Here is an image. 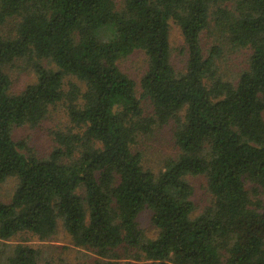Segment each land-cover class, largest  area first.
I'll list each match as a JSON object with an SVG mask.
<instances>
[{
	"label": "trees",
	"instance_id": "1",
	"mask_svg": "<svg viewBox=\"0 0 264 264\" xmlns=\"http://www.w3.org/2000/svg\"><path fill=\"white\" fill-rule=\"evenodd\" d=\"M211 23L221 43L205 51ZM226 46L249 50L234 77L218 64ZM137 50L148 56L139 88L121 66ZM21 58L36 78L15 92L7 68ZM60 102L75 129L57 131L49 155L14 138ZM166 124L179 152L154 170L140 138ZM189 175L207 177L201 211ZM10 177L5 243L62 233L97 256L55 261L40 243H18L6 264H264V0H0V182ZM145 209L156 236L140 226Z\"/></svg>",
	"mask_w": 264,
	"mask_h": 264
},
{
	"label": "rangeland",
	"instance_id": "2",
	"mask_svg": "<svg viewBox=\"0 0 264 264\" xmlns=\"http://www.w3.org/2000/svg\"><path fill=\"white\" fill-rule=\"evenodd\" d=\"M170 42L172 47V61L178 68H183L187 59V49L185 47L184 37L180 26L171 21L170 23ZM13 28V21H10L3 29L9 32ZM202 43L205 51L214 44H220L221 40L218 36L214 23H211L202 33ZM218 64L224 74L228 77H234L243 67L247 65L249 50H236L226 46ZM122 69L126 71L137 82L138 88L140 81L148 66V56L142 50L135 51L132 55L125 58L121 62ZM7 72L12 79V91L18 92L25 88L29 83L35 81L36 74L33 62L26 58L15 60L7 68ZM68 87V86H66ZM139 95V92H138ZM147 109H150L148 102L144 103ZM73 127L66 105L60 102L54 106L48 117L39 125H22L14 128V138L16 140L24 139L34 151L40 156L49 155L54 147L58 145L56 140L57 131H66ZM75 126L73 127V130ZM139 147L144 153V163L148 167L159 170L164 167L165 161L170 157H176L179 148L175 142L172 124L163 126H155L151 132L140 138ZM189 180L194 185V200L197 211L211 204V195L208 190L207 177L205 175H189ZM249 188L253 185L247 182ZM17 186V179L10 177L4 182H0V199L3 201L11 200ZM260 197L264 200V191H260ZM138 220L140 226L150 236L157 235V227L152 221V211L150 209L143 210ZM26 239V240H24ZM5 243L0 238V264H6L7 257L13 253L15 245L18 243L41 244L43 245V253L53 258L55 261H93L96 254L83 247L75 246L71 241L64 237L61 233L58 239L51 241H40L38 237L27 235L15 236ZM138 264V263H136Z\"/></svg>",
	"mask_w": 264,
	"mask_h": 264
}]
</instances>
